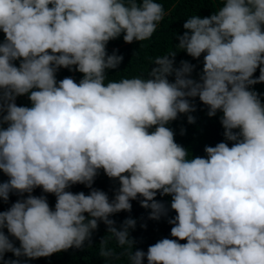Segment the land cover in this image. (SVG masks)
Listing matches in <instances>:
<instances>
[{"label":"clouds","instance_id":"obj_1","mask_svg":"<svg viewBox=\"0 0 264 264\" xmlns=\"http://www.w3.org/2000/svg\"><path fill=\"white\" fill-rule=\"evenodd\" d=\"M170 16L156 0H0V170L9 177L0 198L29 193L0 211V229L19 241L14 246L0 230V258L81 247L99 218L116 244L127 246L128 264H264V93L247 87L264 82V0H223L210 15L184 20L189 31L178 36L177 49L205 53L199 80L188 75V61L173 67L172 51L154 58L146 78L106 82L105 70L122 59L115 49L106 54L107 41L121 32L125 42L147 39ZM73 65L82 73L78 83L56 79L58 66ZM24 93L30 106H17ZM196 96L207 115L220 110L223 136L233 143L205 145L206 157L189 159L167 124L193 111L186 97ZM101 168L119 181L111 200L97 188L66 190L92 185ZM36 186L55 195L54 207L31 195ZM157 190L170 194L176 239L133 250L135 220L126 217L117 228L109 214L130 210L139 194L149 218L159 219L167 209L154 199ZM99 242L109 264L114 251L104 237Z\"/></svg>","mask_w":264,"mask_h":264},{"label":"trees","instance_id":"obj_2","mask_svg":"<svg viewBox=\"0 0 264 264\" xmlns=\"http://www.w3.org/2000/svg\"><path fill=\"white\" fill-rule=\"evenodd\" d=\"M162 4L164 11L171 10V16L169 19L162 18L152 35L144 40L137 41L133 39L131 42H125L122 39L123 32L115 38H110L106 45V54L112 53L113 49L117 54L122 56L120 63L116 68L105 70V81L107 80H119L123 78H130L139 76L146 78L149 70L155 67L153 62L157 56H163L169 52L174 51L175 55L173 59V67H179L180 61H188L194 67L191 76L194 80H199L200 73L203 65V55L201 53L199 57H192L186 53L183 49H177L178 36L185 31H189L183 28L184 20L193 15H199L201 17L208 16L212 12L218 10L222 5L223 0H156ZM264 30V25H262ZM4 39V33L0 31V42ZM50 51V50H49ZM14 64L18 66L19 60H14ZM57 80L64 77H71L75 82H79L82 73L75 69V65L69 70L68 67H59L54 73ZM259 75V66L252 73V76ZM169 81L174 80V73L168 74ZM250 89L256 90L258 94L264 93V82H257L247 86ZM190 104L194 105V110L190 113H178L177 117L168 122L167 126L173 131V139L175 142L187 149V158L191 156H205L204 146H214L220 141L226 142L229 146L232 141L225 140L223 136V127L220 123V116L222 113L218 109L216 114L212 116L207 115L208 106L201 101H194L199 99L196 97H186ZM261 102L264 103V95L260 96ZM14 102L17 106H30V100L28 94H18L15 97ZM192 115L194 121L189 123L187 121V115ZM3 112H0V116ZM6 124L0 122V127H5ZM154 127V126H153ZM183 129V132L181 131ZM9 177L0 170V182L8 180ZM119 181L116 178H109L103 171L98 169L97 174L93 178L92 185L85 186L83 183H74L69 185L66 190L73 193L83 191L85 194L89 192V188H97L104 191L109 200L114 195V191L118 189ZM29 195V193H19L12 190L8 194V200L5 201L0 198V211L6 210L17 199H23V197ZM31 195H43L46 197L49 207H54L55 195L53 193L43 192L39 186L33 188ZM143 199L139 194L135 199L130 198L131 208L130 210H120L115 213L109 214V219L114 221V226L119 228L121 223L126 217H131L135 220V226L129 228V236L133 240V250L139 248L143 251L147 250L150 244L155 243L158 239L167 237L176 239L170 236L171 224L168 220L175 215V210L170 208V194L160 195L159 190L154 199L163 202L167 211L160 216L159 219L149 218L148 212L150 209L140 205L139 201ZM87 217V213L84 214ZM143 225V226H142ZM107 225L97 218V227L91 230L90 237L83 242L81 247L70 246L67 249L53 252L47 256L40 257H16L11 251H7L3 254V258H0V264H3L4 259H19L27 260L28 264H104V257L98 255L100 247V239L104 237L106 241L105 247H111L114 251V256L109 259V264H128L127 254L124 252V248L127 246H118L114 237L109 232H106ZM9 236V239L13 242L14 246H19L18 239L14 238L7 233V229H0ZM180 243L185 242L180 240ZM142 264H147L146 258H142Z\"/></svg>","mask_w":264,"mask_h":264}]
</instances>
